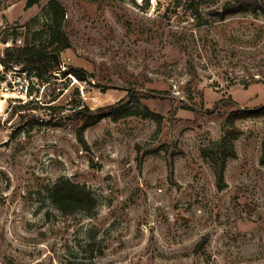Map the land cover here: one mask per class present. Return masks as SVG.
Returning <instances> with one entry per match:
<instances>
[{"label": "rangeland", "instance_id": "obj_1", "mask_svg": "<svg viewBox=\"0 0 264 264\" xmlns=\"http://www.w3.org/2000/svg\"><path fill=\"white\" fill-rule=\"evenodd\" d=\"M48 1L0 0V264H264V117L229 120L264 106L261 9L221 18L235 0H58L70 46L56 66L17 49L48 43L35 35ZM24 81L23 101L11 88ZM118 102L161 119L80 130L81 109ZM61 179L90 191V214L53 205Z\"/></svg>", "mask_w": 264, "mask_h": 264}, {"label": "trees", "instance_id": "obj_2", "mask_svg": "<svg viewBox=\"0 0 264 264\" xmlns=\"http://www.w3.org/2000/svg\"><path fill=\"white\" fill-rule=\"evenodd\" d=\"M261 9L264 15V7L252 4L245 0H235V3L228 5L220 13V17L224 18L227 14H236L240 12L256 11ZM46 12L50 14V23L45 24V29L40 32H36L35 35L47 33L48 43L43 44H25L24 46L17 48L18 56L23 57L28 61H53L56 66L60 64V52L70 46L69 37L64 29V18L66 10L64 5L58 0H49L46 7ZM8 56V55H7ZM0 63L7 64L5 59H0ZM23 70L25 68L23 67ZM69 74L73 75L80 81H87L90 77L87 72L79 69H70ZM31 90V89H29ZM30 94V91H29ZM32 101L25 105L31 104ZM29 109H35L36 107H28ZM82 120L80 127L81 131L98 124L104 118H110L113 121H118L127 117H143L155 120L158 122L161 116L150 111L148 108H144L143 111L135 107H128V102H118L116 104L100 107L95 110H91L88 107H84L78 113ZM252 117H264V106L258 110H237L231 113L229 118L230 123L233 124L235 119H247ZM241 135V131L232 125L228 136L231 140L236 139ZM228 153H223L217 163L214 164V172L219 188L224 186V170L226 161L228 158L235 156V153L230 142L226 143ZM203 156L207 157V150L203 149ZM264 162V158L262 159ZM49 197L53 205L64 213H69L75 210H83L90 214L96 207V199L85 187L79 185L76 182L68 179H61L58 181L53 189L49 192Z\"/></svg>", "mask_w": 264, "mask_h": 264}, {"label": "built area", "instance_id": "obj_3", "mask_svg": "<svg viewBox=\"0 0 264 264\" xmlns=\"http://www.w3.org/2000/svg\"><path fill=\"white\" fill-rule=\"evenodd\" d=\"M142 0H138V2H141ZM29 82L28 81H24V82H18V84H14L12 86V90L13 91H18L19 92V96L20 98H22V100H26L28 97L31 96V94H29Z\"/></svg>", "mask_w": 264, "mask_h": 264}]
</instances>
